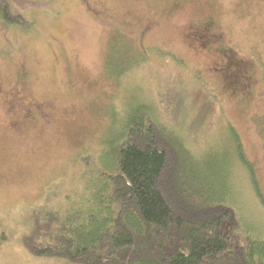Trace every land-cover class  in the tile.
Returning a JSON list of instances; mask_svg holds the SVG:
<instances>
[{
	"label": "rangeland",
	"instance_id": "1",
	"mask_svg": "<svg viewBox=\"0 0 264 264\" xmlns=\"http://www.w3.org/2000/svg\"><path fill=\"white\" fill-rule=\"evenodd\" d=\"M13 2L34 26L0 20V264H72L21 246L24 214L36 206L85 210L93 184L82 159L100 163L103 142L138 102L151 105L197 155L209 154L207 174L229 163L242 227L264 240V0ZM206 20L219 39L202 49L191 32ZM125 36L145 61L115 77L109 46L123 47ZM223 48L241 73L223 78ZM227 124L240 136L260 196L235 162Z\"/></svg>",
	"mask_w": 264,
	"mask_h": 264
},
{
	"label": "trees",
	"instance_id": "2",
	"mask_svg": "<svg viewBox=\"0 0 264 264\" xmlns=\"http://www.w3.org/2000/svg\"><path fill=\"white\" fill-rule=\"evenodd\" d=\"M13 1L0 0V20L32 28L34 21L16 11ZM111 46L108 65L115 77L145 61L126 36L123 47ZM227 131L235 162L256 187L238 132L230 124ZM110 137L99 164L89 156L82 159L87 184H93L86 212L47 206L25 212V227L16 239L30 255L72 264H264V240L243 229L232 203L229 163L207 174L203 156L209 154L197 155L202 152L158 121L146 102L126 107ZM2 238L14 240L13 235Z\"/></svg>",
	"mask_w": 264,
	"mask_h": 264
},
{
	"label": "flooded vegetation",
	"instance_id": "3",
	"mask_svg": "<svg viewBox=\"0 0 264 264\" xmlns=\"http://www.w3.org/2000/svg\"><path fill=\"white\" fill-rule=\"evenodd\" d=\"M212 23H213V20H209V21L206 20V21H202V22L194 24L192 28L193 30L191 32V38L195 39L194 42L197 43V45H199L202 49L213 47L214 44L219 39V36L216 34V32L213 31ZM222 51H223L222 57L225 58V65L221 71V75L223 76V78L226 75V72L228 71L231 72L233 70L234 72L238 71L241 73L240 68L236 67L237 63L230 61V58L225 53L224 48ZM218 52H220V49H218ZM244 73H246L244 77H243V74L241 76L243 77V81H244V78L247 79L245 87L249 88V84H250L249 79L251 78V76L248 74L247 71Z\"/></svg>",
	"mask_w": 264,
	"mask_h": 264
}]
</instances>
